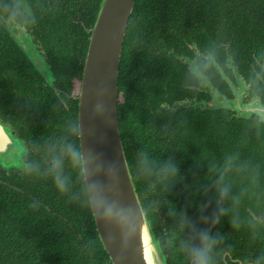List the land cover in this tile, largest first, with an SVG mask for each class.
<instances>
[{
  "label": "trees",
  "instance_id": "trees-1",
  "mask_svg": "<svg viewBox=\"0 0 264 264\" xmlns=\"http://www.w3.org/2000/svg\"><path fill=\"white\" fill-rule=\"evenodd\" d=\"M67 1L74 0H62L63 11L45 26L36 21L41 29L60 30L46 32L50 82L10 34L0 32V120L26 150L21 168L0 166V264H111L79 178L66 168L70 190L60 194L46 171L50 147L75 140L71 128L78 102L72 82L81 78L88 32L74 31L92 26L101 3L76 0L75 25L70 6L65 11ZM189 39L201 46H227L236 66L257 67L254 59L264 55V0L135 1L120 58L118 124L136 192L167 264H186L179 248V238L188 235L178 226L181 209L197 229L215 234L229 228V216L214 226L201 219L215 214L214 181L225 161L232 162L225 182L239 202L231 205L229 198L223 206L231 205L235 219L241 201L257 198L264 186V126L219 109H159L164 88L183 77L184 67L174 55L188 52ZM145 156L154 164L171 158L183 179L166 190L144 169ZM28 164L39 171L25 175ZM202 205H207L203 213Z\"/></svg>",
  "mask_w": 264,
  "mask_h": 264
},
{
  "label": "flooded vegetation",
  "instance_id": "flooded-vegetation-1",
  "mask_svg": "<svg viewBox=\"0 0 264 264\" xmlns=\"http://www.w3.org/2000/svg\"><path fill=\"white\" fill-rule=\"evenodd\" d=\"M61 3L62 0H0V32H8L14 41L15 32H22L29 47L32 43L41 60L50 68L45 50L46 32L60 30L41 29L36 21H42L45 26L52 16L58 17L63 11ZM68 6L72 12V21L77 25L80 17L77 1H67L65 11ZM93 24L88 30L80 29L74 32H88L89 43ZM184 42L187 43L185 40ZM188 43L186 54L174 55L184 67L183 77L171 88H164L167 94L158 104L159 109H219L230 117L253 120L264 126V121H260L264 118V55L261 60L254 59L257 67L250 65L249 70L235 65L227 46L222 47L214 43L211 46H201L191 39ZM70 47L73 49L75 46L71 44ZM20 48L22 49L21 46ZM221 50L224 53H221ZM221 58L224 59L222 64L217 61ZM208 86L216 89L213 91L215 96L208 90ZM229 100H233L234 107L241 112V108L250 106L251 113L248 115V112H244L247 115L242 116L236 110L219 106ZM0 123L6 126L1 120ZM237 213L240 217L235 219V229L227 225L229 228L222 226L218 230L224 236L223 243L217 249L219 264H224L225 259L228 264H250L253 258L264 252V186L258 192L257 198L252 196L248 201L242 200ZM230 247L231 251L228 250ZM221 249L227 252V257Z\"/></svg>",
  "mask_w": 264,
  "mask_h": 264
},
{
  "label": "water",
  "instance_id": "water-1",
  "mask_svg": "<svg viewBox=\"0 0 264 264\" xmlns=\"http://www.w3.org/2000/svg\"><path fill=\"white\" fill-rule=\"evenodd\" d=\"M135 1L101 0L83 62L81 78L76 81L77 87L74 85L72 88V95L78 102L77 123L82 130L84 148L94 149L115 167L118 173V181L114 182L118 183L120 199L122 202L133 205L138 209L141 227L133 245L137 253L135 256L132 250L123 249L119 240L109 241L107 238V227L103 223L98 222L92 214L97 237L107 252L111 264H143V260H148V254L153 250L154 243L161 250L136 192L124 153L118 124L117 97L120 58L126 29ZM4 26L7 27L6 25ZM17 43L20 44L18 41ZM20 46L26 52L34 67L46 81L50 82L52 73L39 57L33 44L31 43L30 47L28 45L25 48L21 44ZM101 88L107 90L104 95H100ZM99 102H103L107 106V112L99 113L95 111V106ZM233 102V100H229L219 106L235 110ZM227 104L232 105L233 108L226 107ZM241 110L245 113L248 112V115L252 111L250 106L241 108ZM260 121H264V118L260 119ZM15 139H17V144ZM17 149L20 153L17 156L18 163L15 165L3 164V168H20L22 166L20 156L26 150L22 141L11 132L9 127L4 125L0 127V153H3V155H0V159ZM141 249L143 260L139 255ZM161 264H167L162 250Z\"/></svg>",
  "mask_w": 264,
  "mask_h": 264
},
{
  "label": "clouds",
  "instance_id": "clouds-1",
  "mask_svg": "<svg viewBox=\"0 0 264 264\" xmlns=\"http://www.w3.org/2000/svg\"><path fill=\"white\" fill-rule=\"evenodd\" d=\"M106 89H100V95H104ZM107 106L103 102L97 103L95 111L99 113L107 112ZM3 124L0 123V127ZM71 133L75 136V140L66 139L54 146H51L47 156L46 171L51 177L56 190L60 194H65L70 190L69 177L66 174V168H71L75 176L80 180V189L84 196L88 207L98 222L103 223L107 229V238L109 241L119 240L121 247L125 250H132L135 256L136 250L133 248L136 238L139 235L141 223L139 222L138 209L122 202L118 195V173L113 165L108 163L102 154L94 149H85L82 142V130L78 123L73 124ZM3 155V153H0ZM144 169L155 175L159 180L164 182L167 190L170 184H174L177 179H183L179 176V167L171 158L159 164H154L147 156L144 157ZM232 162L225 161L223 170L218 172L214 181L217 193V208L215 214L211 217H203L201 219L211 220L212 225L219 224L223 217L229 216V225L235 229V218L230 215L231 205L239 202L237 195H231L232 184L225 182L226 174L231 171ZM36 165L28 164L24 169L27 176H31L33 172H38ZM258 182V174L253 177ZM207 189H205V194ZM231 200V205L223 206V202L227 199ZM207 205L201 206L203 213ZM170 215H175L174 210L170 211ZM264 222V221H262ZM178 226L183 233L187 231V236H181L179 248L186 257V264H219L217 251L218 247L223 243L224 236L219 232L213 234L209 229H197L195 223L187 216L186 212L181 209L179 213ZM224 252L227 257V252ZM140 258L143 260L142 249L139 252ZM161 264V250L153 244V250L148 254V260H143V264ZM224 264H228L225 259ZM250 264H264V252L253 258Z\"/></svg>",
  "mask_w": 264,
  "mask_h": 264
},
{
  "label": "rangeland",
  "instance_id": "rangeland-1",
  "mask_svg": "<svg viewBox=\"0 0 264 264\" xmlns=\"http://www.w3.org/2000/svg\"><path fill=\"white\" fill-rule=\"evenodd\" d=\"M15 38L16 40L25 48L28 46V42L26 41V37H24L22 32H15ZM78 80H74L73 81V87L75 85V87H77V82ZM208 90L215 96V93L213 92L215 90L214 87L212 86H208ZM222 103H220L221 105ZM226 107H230L233 108L232 105H226ZM236 111H238L242 116H245L244 112H241L240 110H238L237 108H235ZM16 144H17V139H15ZM19 150H13L11 151L9 154H7L5 157H3L2 159H0V166L3 167V164H12L15 165L16 163H18L17 161V156L20 155V153L18 152ZM20 162L23 165V155L20 156ZM14 167V166H11ZM22 167V166H21ZM20 167V168H21Z\"/></svg>",
  "mask_w": 264,
  "mask_h": 264
}]
</instances>
